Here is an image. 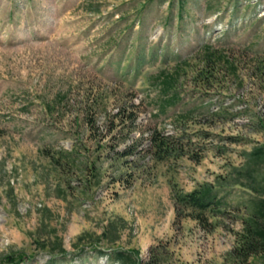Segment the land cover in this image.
<instances>
[{"label": "rangeland", "instance_id": "obj_1", "mask_svg": "<svg viewBox=\"0 0 264 264\" xmlns=\"http://www.w3.org/2000/svg\"><path fill=\"white\" fill-rule=\"evenodd\" d=\"M262 146L264 0H0L3 264H242Z\"/></svg>", "mask_w": 264, "mask_h": 264}, {"label": "trees", "instance_id": "obj_2", "mask_svg": "<svg viewBox=\"0 0 264 264\" xmlns=\"http://www.w3.org/2000/svg\"><path fill=\"white\" fill-rule=\"evenodd\" d=\"M264 163V146L253 149L248 154L247 166L244 169L245 175L250 178L253 183L251 187L256 192L260 193L250 200L248 216L243 219V228L239 235L237 246L233 250V254L239 257L242 264L246 263L249 257L253 254L264 253V182L263 180L257 181L256 175L259 172V166ZM243 170V169H242ZM175 201L178 207L190 209L195 213L194 217L199 220L205 219L207 211H214L223 207L224 200L219 197V192L212 186H203L196 188L188 193H176ZM190 215V214H189ZM100 253H106L107 249L97 248ZM63 251V250H62ZM116 258L119 260L129 259L131 261L134 254L129 251L128 255L122 250L114 251ZM8 256L7 262H16V257ZM11 259V260H10ZM25 257H19V260L24 261ZM132 264L137 263V258L132 260ZM0 264H3L0 262ZM137 264H158L154 262L137 263Z\"/></svg>", "mask_w": 264, "mask_h": 264}]
</instances>
